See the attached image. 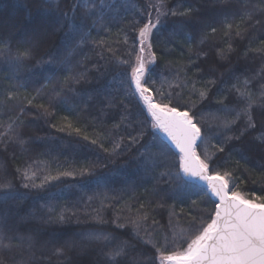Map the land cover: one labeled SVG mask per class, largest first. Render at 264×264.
<instances>
[{
    "label": "snow or ice",
    "instance_id": "snow-or-ice-1",
    "mask_svg": "<svg viewBox=\"0 0 264 264\" xmlns=\"http://www.w3.org/2000/svg\"><path fill=\"white\" fill-rule=\"evenodd\" d=\"M233 4L237 5L235 9L230 7ZM208 5L212 6L220 18L224 29L223 36L227 42L226 48L214 46L217 49L216 57L220 60H229L237 51L235 43L247 39L245 58L251 51L257 53L261 61H264V39H260L262 47L251 48L252 41L256 39L254 34L264 31V0H247L246 3L245 0H198L197 4L178 0L175 6H169L167 0H149L143 9H138L142 18H134L130 22L133 30L138 33L140 43V54L136 56L135 65L129 64L127 60L113 59V49L107 41L92 39L91 33L97 30L98 26L107 31L115 19L110 16V12L117 9L118 4L112 0H71L67 9L62 8L59 2L48 3L46 22L32 30L30 40L14 50L8 39L0 38V49H6L10 58L16 61L17 67L32 59L36 47L57 33H63L64 63L70 64L71 59L81 54L84 47L91 42L100 49L98 55L105 63H114L117 66L129 64L130 85H134L131 94L138 95V99L143 102L147 113L151 116V127L165 133L180 154L178 168L173 172L171 166L167 164L165 152L155 142V137L151 141L141 143L145 138L146 122H139L140 126L133 129L135 135L127 132V143L124 136H119L113 141L110 155H120L118 150L121 149L122 144L125 148L139 145L136 152L146 172L151 173L155 181L150 193L155 199L148 201L147 208L143 203L140 204L136 209L135 218H128V223L132 225L129 239L121 240L114 246L111 244L114 237L99 232L87 233V244H79L73 239H61L56 234L41 241L39 237L42 230L39 227H26L25 231L21 232L22 224L27 225L37 218L35 211L30 210L23 215L20 213L19 209L25 197H18L14 191L13 179L6 172L0 174V264H40L37 253L43 256L49 244L52 245L51 254L57 258H70V254L74 253L77 257L74 264H97L96 260L88 258L92 252L103 258V264H157V262L158 264H264V196H257L253 200L236 191L234 186L230 188L233 172L211 171L212 157L206 153L201 159L196 151L197 141H203L204 137L201 127L198 126L196 114L192 110L198 103L209 99L218 82L225 87L217 91L226 93L222 99L216 101L221 105L220 111L224 113L222 118H217L219 120L217 127L223 130L225 138L213 147L217 152L224 153V145L251 136L253 141L258 142L264 149V63L253 75L245 74L243 79L234 76L231 83L223 79L224 73L220 72L219 67L209 65L206 71L201 67L199 63L201 59H207L209 56V52L201 46L218 31L217 27L212 26L215 20L202 11ZM168 17L176 18L170 39H183L188 46L187 63L177 67L174 83L169 82V87L174 86L182 91L187 89L190 98L197 97L196 100L189 99L188 108L184 111L179 107L169 106L172 102V93L167 94L169 103L156 102V95L164 96L163 92L157 90L155 94L153 93L156 80L151 78L149 67L155 63V53L151 51V38L154 30ZM192 24L201 26L198 39L187 31ZM124 42L127 43L126 36ZM13 51H15L14 56L11 55ZM145 51L152 59H145ZM106 52L113 53V56H107ZM55 59L56 57H53V60ZM84 59L87 60L88 57L84 56ZM69 72L70 74L62 80L47 81L51 91L46 97L41 96L38 89L37 96L27 99V103L33 104L38 97L42 100L47 98L48 106L41 103L39 108L43 109L44 115H51L57 98H63L67 92L72 91L74 83L88 80L86 71L75 74H72L71 70ZM189 72H192L191 76ZM256 78H259L260 86L258 91H253L252 82ZM21 87L22 85L12 83L3 96L4 116L7 118L6 120L0 118V150L3 151L12 147L27 150L28 141L24 139V133L21 131L24 125L22 116L25 112L23 101L26 99L20 95ZM229 94L234 97L232 106L225 103ZM176 95L179 97L180 93ZM14 101L19 103H11ZM101 103L105 109L118 106L116 98L110 94L106 95ZM123 103L121 100L119 105ZM14 110L17 111L13 116ZM130 115L125 107L120 120L114 124V129L119 131L121 125L130 127L132 124ZM64 120L66 123L58 129L59 131L71 130L81 134V128L74 127L67 116ZM124 130L127 131V128ZM84 139L88 140L89 137L85 135ZM102 139L103 137L92 139L91 143H99L103 148ZM153 149L158 151L154 152ZM104 150L108 151V149ZM238 155L240 156L236 161L238 165L241 162L246 165L252 163L244 153ZM258 166L264 167V164ZM158 169L164 170L157 174ZM94 170L95 165H91L78 171L59 172L56 176L49 174L40 184L35 183L36 172L31 170V166L24 169L17 168L16 172L19 174L21 187L36 189L44 188L46 184L61 177L92 175ZM194 180L204 182L205 196L211 195L218 200L214 215L209 217L207 223L203 221L198 225L193 223L190 224L189 229H180L177 232L172 227V217L175 216L173 209L169 217V226L172 229L170 232L162 233L147 225L151 211L166 207L168 200L175 201L188 196L190 189L195 188V184L192 183ZM10 201L12 203H9ZM68 211V209L58 211L52 206H47V214L40 216L39 219L49 225H63L70 222L72 217H77L75 212L68 215ZM157 223L153 219V224ZM117 227L123 228L124 225L117 224ZM177 247L179 251L175 250ZM149 251H153V255L149 256Z\"/></svg>",
    "mask_w": 264,
    "mask_h": 264
},
{
    "label": "trees",
    "instance_id": "trees-1",
    "mask_svg": "<svg viewBox=\"0 0 264 264\" xmlns=\"http://www.w3.org/2000/svg\"><path fill=\"white\" fill-rule=\"evenodd\" d=\"M57 2L62 8L67 9L71 0H0V38L8 39L15 50L17 46L31 39L34 28L46 22L48 3ZM112 2L118 4L117 9L110 12V16L115 19L107 31L98 26L97 30L91 33L92 39L107 41L113 49V59L127 60L129 64L135 65L136 56L140 52V43L138 33L133 30L130 22L134 18H142L138 9H143L149 0H112ZM177 2L178 0H167L169 6H175ZM187 2L197 4L198 0H187ZM120 5L125 7L120 8ZM230 7L235 9L237 5L233 4ZM202 11L215 20L212 26L217 27L218 31L201 46L209 52L208 58H202L199 62L201 67L205 71L209 65L219 67L220 72L224 73L223 79L229 83L233 82L234 76L243 79L245 74L253 75L264 61H261L257 53L251 51L245 58L244 51L248 46V40L237 41L234 45L237 51L230 59L220 60L215 55L217 49L214 46L218 45L221 48L227 46L220 18L211 5L205 6ZM175 20L174 17L164 19L153 32L151 43L152 52L155 53V63L150 66V75L156 80L153 93L159 90L165 94L156 95V102L169 103L167 94L172 93V102L169 106L179 107L184 111L188 108L189 99L196 100L197 97L190 98L187 89L182 91L174 86L169 87V82L174 83L177 67L186 64L188 57V46L183 39H170ZM200 27L198 24H192L187 31L198 39ZM254 35L256 39L252 41L251 48L262 47L260 39H264V31L256 32ZM125 36L127 43L124 42ZM62 37L63 33H57L45 39L36 47L34 57L19 67L16 61L10 58L6 49H0V118L7 119L4 116L3 106L6 89L12 83L22 85L19 92L26 99L23 101L25 112L22 116L24 125L21 131L24 133V139L28 141L26 151L17 147L9 148L7 151L0 150V174L6 172L13 179L14 191L18 197H25L19 209L20 213L23 215L30 210L35 211L37 218L27 225L22 224L21 232H24L26 227H39L42 230L39 237L41 241L56 234L61 239H73L79 244L88 243L87 233L99 232L114 237L115 239L111 241L114 246L121 240L129 239L132 225L128 223V218H135L136 209L140 204L143 203L147 208L148 201L155 199L150 195L155 181L152 179V174L146 172L136 152L139 145L125 148L122 144L121 149L118 150L120 155H110L113 141L119 136H124L127 143V132L135 135L133 129L140 126L139 122H146L145 138L141 143L151 141L155 137V142L165 152L167 164L171 166L173 172L178 168L180 155L166 141L159 129L151 127V116L147 113L143 102L138 99V95L131 94L134 85H130L129 64L117 66L114 63H105L98 55L100 49L91 42L84 47L81 54L71 59L70 64L64 63ZM113 53L106 52V55L113 56ZM11 55L14 56L15 51ZM84 56L88 59L85 60ZM53 57L56 59L53 60ZM221 65L223 67H220ZM69 70L72 74L86 71L88 80L74 83L72 91L67 92L63 98H57L51 115H44L43 109L39 108L41 103L48 106L47 98L42 100L38 97L33 104L27 103V99L37 96L38 89L41 96L46 97L51 91L47 81L62 80L70 74ZM189 75L191 76L192 72H189ZM259 86V78L253 79V91H258ZM224 87L218 82L209 99L198 103L192 110L196 114L198 126L201 127L204 137L199 143L198 153L202 159L206 153L212 157L211 171H232L230 188L234 186L235 190L246 198L254 200L257 196H264V167L258 166L264 164V149L258 142H254L251 136L224 145V153L217 152L213 147L225 138L223 130L217 127L219 123L217 118H222L224 113L220 111L221 105L216 102L226 94L218 92L217 89ZM176 93H180V96L178 97ZM108 94L116 98L117 107L110 109L102 107L101 101ZM121 100L124 102L123 105H119ZM233 100V95L229 94L225 103L232 106ZM125 107L131 114L129 119L132 124L130 127L121 125V129L117 131L114 129V124L120 120ZM16 111H13V116L16 115ZM65 116L73 122L74 127L81 128V134L71 130H58L66 123ZM125 128L127 131L124 130ZM85 135L89 137L88 140L84 139ZM98 137H103L101 141L103 148L99 143H91L92 139ZM238 153H244L252 163L246 165L241 162L238 165L236 163L240 159ZM91 165H95L92 175L61 177L46 184L44 188L36 189L21 187L19 174L16 172L17 168L24 169L31 166V170L36 172L35 183L40 184L49 174L56 176L59 172L78 171ZM163 170L158 169L157 174ZM192 183L195 184V188L190 189L188 196L175 201L168 200L166 207L151 211L147 225L162 233L170 232L172 229L169 226V217L173 209L175 216L172 217V227L177 232L180 229H189L190 224L193 223L197 225L201 221L207 223L209 217L214 215L217 202L211 195H204L206 188L203 185L196 181ZM90 197L92 199H89ZM47 206H52L58 211L68 209L67 214L71 215L75 212L78 219L72 217L70 222L63 225L42 223L39 217L47 214ZM153 219L158 223L153 224ZM117 224H123L124 227L118 228ZM51 249L52 245L49 244L43 256L37 253L40 264H74L77 259L74 253L70 254V258H57L51 254ZM175 250L180 249L177 247ZM148 255H153V251H149ZM88 258L96 260L97 264H103V258L95 252H92Z\"/></svg>",
    "mask_w": 264,
    "mask_h": 264
},
{
    "label": "water",
    "instance_id": "water-1",
    "mask_svg": "<svg viewBox=\"0 0 264 264\" xmlns=\"http://www.w3.org/2000/svg\"><path fill=\"white\" fill-rule=\"evenodd\" d=\"M161 131V130H160ZM162 132V131H161ZM162 134H163V136L165 137V139H166V141L174 148V150L179 154V150L178 149H176L175 148V145L170 141V139L169 138H167V136H166V134L165 133H163L162 132ZM199 143H200V141H197V148H196V151H197V153H198V146H199ZM199 154V153H198ZM180 155V154H179ZM202 159V158H201ZM194 181H196V182H198L199 184H201V185H203L204 187H205V184H204V182H202V181H199V180H194ZM230 186V185H229ZM206 188V187H205ZM213 197V196H212ZM213 199L218 203V200L215 198V197H213Z\"/></svg>",
    "mask_w": 264,
    "mask_h": 264
},
{
    "label": "rangeland",
    "instance_id": "rangeland-1",
    "mask_svg": "<svg viewBox=\"0 0 264 264\" xmlns=\"http://www.w3.org/2000/svg\"><path fill=\"white\" fill-rule=\"evenodd\" d=\"M151 51H152V49H151ZM139 54H140V52H139ZM144 57H145L146 60H150V59H152L151 55H150L147 51H145V53H144ZM151 65H152V64H151ZM151 65H149V67H150Z\"/></svg>",
    "mask_w": 264,
    "mask_h": 264
}]
</instances>
